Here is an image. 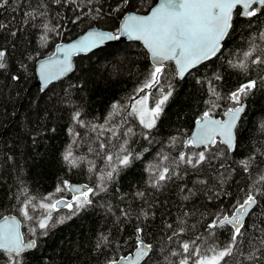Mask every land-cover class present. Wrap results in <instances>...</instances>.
Returning <instances> with one entry per match:
<instances>
[{
    "label": "trees",
    "instance_id": "16d2710c",
    "mask_svg": "<svg viewBox=\"0 0 264 264\" xmlns=\"http://www.w3.org/2000/svg\"><path fill=\"white\" fill-rule=\"evenodd\" d=\"M156 2L0 0V50L7 53L6 67L0 69V218L17 215L25 238L37 241V247L23 254L22 264H107L131 254L137 235L153 245L150 259L142 264H179L185 257L194 264L197 257L184 253L182 243L195 241L192 247L208 255L211 247L223 248L230 242L231 226H207L217 217L231 216L249 191L258 204L226 260L264 264V181L259 179L264 175V63H252L256 57L264 60V11L252 18L235 15L221 54L183 79L167 62L160 83L141 92L153 64L142 44L128 42L78 55L71 75L46 90L34 87L37 61L53 55L59 43L90 27L117 33L125 14L146 13ZM44 24L54 29L47 41L40 39ZM253 49L252 58H245ZM229 61H243L247 67H232ZM249 80L257 86L243 100L246 110L236 129L235 150L217 144L203 164L193 168L179 163L180 153L204 150L185 145L196 121L205 112L223 118L234 106L229 94ZM168 91L172 94L155 126L145 128L132 112L136 100L148 93L154 105ZM77 111L83 123L73 119ZM69 150L75 166L63 159ZM127 153L130 164L120 165L118 157ZM250 158L245 171L241 161ZM165 167L171 178L152 187L155 174ZM109 171L111 180L106 179ZM65 181L94 189L102 184L106 191L90 195L89 206L41 235L37 224L44 213L38 205L46 197L72 200ZM58 187L63 191L57 192ZM27 199L33 200L31 221L20 214ZM69 215L65 207L53 213L54 219ZM34 227L35 236L30 231ZM138 227L143 232L137 233ZM0 264H8L3 253Z\"/></svg>",
    "mask_w": 264,
    "mask_h": 264
},
{
    "label": "snow or ice",
    "instance_id": "6c2138e0",
    "mask_svg": "<svg viewBox=\"0 0 264 264\" xmlns=\"http://www.w3.org/2000/svg\"><path fill=\"white\" fill-rule=\"evenodd\" d=\"M4 2L6 3L7 0H4ZM67 2L75 3V0H67ZM0 6L3 5L0 4ZM238 8L240 9L239 13L236 12ZM261 11H264V0H160L158 6L153 7L149 15L127 16L115 34L93 31L89 32L88 35L76 44H70L64 48L57 46V51L64 53V59L62 61H52L51 57H49V63L40 65V78L44 86H47L50 81L58 79L71 71L70 57L72 54L90 51L104 41L119 40L122 35H127L131 39L143 41L144 46L149 50L153 59L158 61L153 65L148 80L140 89L143 92L144 89H150L160 83V76L165 71L162 61H175L178 74L183 76L186 71L205 60L211 59L220 51L223 41L229 36L230 30L233 28L235 15L252 18L257 16ZM43 28L44 35L40 39L47 41V33L54 29L50 28L48 24H44ZM261 38H264V33L261 34ZM254 51L255 49L245 52V58H252ZM6 54L5 50H0V69L6 67L4 62ZM229 63L232 67L240 69H246L247 67L243 61L237 64H232L231 61ZM252 63L261 64L264 63V60L256 57L252 59ZM13 79L19 78L13 77ZM256 86L257 81L249 80L229 94L228 99L234 106L226 111L227 120H212L209 113L205 112L200 120L197 121V132L185 142L186 146L197 148L203 146L204 150L194 155L182 152L178 157V162L195 168L208 160L209 157L206 153H209L217 144L224 145L227 151L234 150L236 147L234 129L236 128L237 121L240 119L241 113L244 112L243 100L251 94ZM171 94V91L163 94L160 99L155 101L154 106L151 108L148 107L149 95L145 94L136 101V104L140 107L137 108L134 105L132 112L139 117L140 123L145 128L151 129L155 126L156 120L163 111L162 106ZM213 94H215L214 89ZM113 107L115 108L116 105H113ZM79 118L80 113L77 111L73 119L83 123ZM103 147L104 145L102 144L101 148ZM121 151L127 152V149H121ZM219 154L223 156L224 151H220ZM71 155V151L69 150L63 159L75 166L76 162L71 158ZM130 158L131 153L118 157L119 164L128 166ZM107 159L108 161H112L113 157L109 155ZM250 162L251 158L241 161L245 171H248ZM113 171L107 172L106 179H112ZM155 176L156 178L152 182V187L156 188L161 186L160 182L171 178L167 167L156 173ZM100 179L103 182L105 177H101ZM259 179L264 181V175H261ZM201 183H204V181H201ZM64 187L74 191L75 194L72 200H53L51 197H46L44 200L47 202L42 201L38 205L44 213L37 224V227L42 230L41 235H46L49 228L54 227L57 223H64L67 219H71L72 215H76L79 210L89 206L92 203V200L89 198L90 195L94 196L98 194V191H106V187L102 184L98 185L95 189L88 185L73 189L65 181ZM56 191L61 192L63 189L58 187ZM261 194L264 195V192ZM137 195L143 196V193H137ZM32 204L33 200L27 199L20 208V214L25 220H33V216L30 215L29 211ZM257 204L256 194L249 191L242 200L237 202L231 216L223 215L222 217H217V221L207 226L210 229L217 228L218 226H231L230 242L223 248L217 249L216 247H211L208 249L211 255L202 254L199 248L192 247L196 243L192 241L191 244L188 242L182 243L183 252L197 257L194 264H227L226 258L232 255L233 246L237 243L238 238L243 235L242 230L245 228V217L249 215V210ZM58 206L68 208L71 211V215L54 219L53 213L58 210ZM123 214L125 216L128 215L127 212H123ZM30 231L35 236L37 228L34 227ZM136 231L137 233H141L143 229L138 227ZM103 239L107 240V237H103ZM261 243L264 244V238H262ZM35 247H37L36 239H29L27 242L24 240L23 234L20 231V222L15 217L11 219L8 217L4 218L3 222L0 223V253L7 256L8 264H22L23 254ZM152 249V244L146 243L137 235V250L134 260L129 257H120L119 259L109 260L107 264H121V261H127V264H139L145 258L150 259ZM176 254L173 253V255ZM179 264H189V257L181 259Z\"/></svg>",
    "mask_w": 264,
    "mask_h": 264
},
{
    "label": "water",
    "instance_id": "95a60500",
    "mask_svg": "<svg viewBox=\"0 0 264 264\" xmlns=\"http://www.w3.org/2000/svg\"><path fill=\"white\" fill-rule=\"evenodd\" d=\"M159 3H160V0H157V2L151 7V9H152L153 7L158 6ZM151 9H150L148 12H146V13H141V12H137V11H130V12H128V13L125 14V15L123 16V18L121 19L120 24H119V28H120V26L123 24V22H124V20L127 18V16H129V15L146 16V15H149V14H150ZM238 10H240V9L238 8L236 11H238ZM93 31H95V32H111V31H108V30H105V29H102V28H99V27H90V28H88L87 30H85L84 32H82L81 34H79L78 36H76L75 38H73V39H71V40H68V41H63V42L59 43L57 46H59V47H61V48H64V47H66L67 45H70V44H76V43H78L80 40H82L83 37H85L86 35H88L89 32H93ZM230 32H231V30H230ZM111 33H113V32H111ZM113 34H115V33H113ZM227 38H228V37H227ZM227 38H226V39H227ZM226 39L223 41V45H222L220 51H218L217 54H216L215 56H213V57H212L211 59H209V60H205V61L199 63V64L196 65L194 68L189 69L188 71H186V72L184 73L183 76H180V75L178 74V72H177L178 78H180V79L185 78V77H186L191 71H193L195 68L199 67L200 65H202V64H204V63H206V62H208V61L214 59V58L217 57L218 55H220L221 52L223 51L224 43H225ZM128 42H138V43L142 44L143 47L146 49L148 55H149V59H150L151 63L154 65L155 63L158 62V61H155V60L153 59V57H152L151 53L149 52V50L144 46L143 41H141V40L131 39V38H129L127 35H122V36L120 37L119 40H109V41H104L102 44H100V45H98L97 47L91 49L90 51H87V52H77V53L72 54L71 57H70V63H71V66H72V67H71V71L65 73L63 76L59 77L58 79H54V80L50 81V82L47 84V86H44V83H43V81H42L41 78H40V65H41V64H44V63H49V62H50V61H49V57H51V60H52V61H58V60L62 61V60L64 59V53H63V52H59V51H57V46H56V48H55V52H54L53 55H51V56H49V57H46V58H42V59H40V60L37 61V63H36L37 80H36V82H35V84H34V87H38V88H40L41 90H46L50 85H52V84L58 82L59 80H62V79H64L65 77L71 75V74L74 72V70H75L74 58H75L76 56H78V55H87V54H90V53H92V52H95L96 50H98V49H100V48H103V47H105V46L112 45V44H115V43H128ZM167 62H172V63L175 65L176 70H177V65L175 64V61H162L163 64H166ZM243 104H244V112H245V110H246V104H245V103H243ZM244 112L241 113V115H240V119L237 121L236 128L234 129V133H235V143H236V140H237V137H236V129H237V126H238V124H239V122H240V120H241V118H242ZM210 118H211L212 120H219V121H224V120H227V119H228V117H227L226 115H225L223 118H219V117L211 116V115H210ZM199 120H200V119H199ZM197 130H198V125H197V122H196L195 127H194V129H193V132H192V134L190 135V137H189L187 140H189L191 137H193V134L196 133ZM193 147H194V146H193ZM202 147H203V146H200L199 148H202ZM195 148H197V147H195ZM235 148H236V147H235ZM234 150H235V149H234ZM234 150H232V152H233ZM83 185H84V184H77V183L70 184V186H72L73 189H74L75 187H81V186H83ZM70 191H71V190H70ZM71 193H72L73 195L75 194L74 191H71ZM61 200L69 201L68 199H61ZM255 207H256V205H255L252 209L249 210V214L254 210ZM60 208H64V207H63V206H58V209H60ZM5 217H8L9 219H11L12 217H15V218L20 222V231H21V233L23 234L24 240L27 242L29 239H26L25 236H24L22 220H21L17 215H15V214H7V215L3 216L2 218H0V223L3 222V220H4ZM246 218H247V216L245 217V219H246ZM33 249H34V248H33ZM33 249H30V250H28V251H26V252L32 251ZM136 250H137V248H136L131 254H129V255H127V256H124V257H129V258H131V259L134 260V259H135V252H136ZM146 259H147V258H145L144 260H141V261L139 262V264H142L143 262H145ZM121 264H127V261H121Z\"/></svg>",
    "mask_w": 264,
    "mask_h": 264
},
{
    "label": "rangeland",
    "instance_id": "374dc122",
    "mask_svg": "<svg viewBox=\"0 0 264 264\" xmlns=\"http://www.w3.org/2000/svg\"><path fill=\"white\" fill-rule=\"evenodd\" d=\"M147 95H149V94L147 93ZM143 96H144V95H143ZM143 96H141V97H143ZM141 97H140V98H141ZM140 98H138L137 100H139ZM137 100H136V101H137ZM135 104H136V102H135ZM135 106H136L137 108L140 107L138 104H136ZM153 106H154V105L151 104V102H150V96H149L148 107L151 108V107H153Z\"/></svg>",
    "mask_w": 264,
    "mask_h": 264
},
{
    "label": "bare ground",
    "instance_id": "6f19581e",
    "mask_svg": "<svg viewBox=\"0 0 264 264\" xmlns=\"http://www.w3.org/2000/svg\"><path fill=\"white\" fill-rule=\"evenodd\" d=\"M75 59V58H74ZM197 122V121H196ZM196 124V123H195ZM195 127V126H194ZM194 129V128H193ZM193 132V131H192Z\"/></svg>",
    "mask_w": 264,
    "mask_h": 264
}]
</instances>
